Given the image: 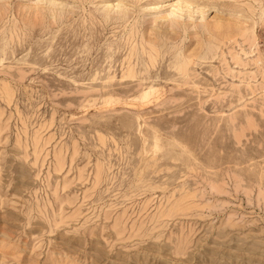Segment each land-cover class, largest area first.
Listing matches in <instances>:
<instances>
[{"label": "rangeland", "instance_id": "1", "mask_svg": "<svg viewBox=\"0 0 264 264\" xmlns=\"http://www.w3.org/2000/svg\"><path fill=\"white\" fill-rule=\"evenodd\" d=\"M0 264H264V0H0Z\"/></svg>", "mask_w": 264, "mask_h": 264}, {"label": "bare ground", "instance_id": "2", "mask_svg": "<svg viewBox=\"0 0 264 264\" xmlns=\"http://www.w3.org/2000/svg\"><path fill=\"white\" fill-rule=\"evenodd\" d=\"M180 3H181V2H180ZM180 3H177V6H174L176 3H175L174 5H172V6L176 9L177 7H179ZM119 6H120V5H119ZM172 6H171V7H172ZM113 8H114V7H113ZM121 9H122V8H121ZM178 9H179V8H178ZM126 10H127V9H126ZM180 12H181V11H180ZM166 16H167V15H166ZM168 16H169V15H168ZM177 16H178V15H177ZM178 17H180V16H178ZM182 66H183V65H182Z\"/></svg>", "mask_w": 264, "mask_h": 264}]
</instances>
